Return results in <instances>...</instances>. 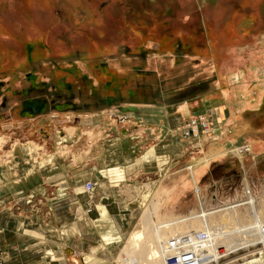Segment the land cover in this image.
Here are the masks:
<instances>
[{
	"label": "rangeland",
	"instance_id": "1",
	"mask_svg": "<svg viewBox=\"0 0 264 264\" xmlns=\"http://www.w3.org/2000/svg\"><path fill=\"white\" fill-rule=\"evenodd\" d=\"M3 1L0 0V12L5 11ZM81 24L83 27L76 31L73 27L71 41L67 42L71 51L84 53L68 54L64 52L66 48L54 47L60 50H55L51 56L40 52L44 49L31 46V56L37 57V64L29 66L25 62L28 54H22L9 57L21 66L13 64L5 70L0 68V139H4L0 144V244L12 242L23 250L30 238H37L41 243L48 241L53 249L47 258L49 264H124L126 254L139 244L146 243L151 249L160 247L153 244L158 241L144 228V217L151 211L155 218L151 226H161L162 232L169 226L189 223L194 216L199 223L212 229L230 226L239 231V237L240 233L247 236L244 227L251 224L250 220L259 217L264 220V166H256L250 145L254 142L264 144V102L259 115L244 119L251 129L246 135H239L237 142L233 126L226 124L225 118L221 122L224 107L221 104L214 107L220 117L218 122L206 112L172 121L163 116L161 109L169 110L175 104H185L190 98L205 97L213 92L216 97L217 93L221 96L226 90L243 91V87L235 85L232 88V84L221 87L216 79L213 86V69L208 71L209 58L205 60L207 63L201 64L195 61L201 59L198 57L174 60L156 53L114 55L107 48L111 44L109 35L94 37L89 31L93 22ZM261 33L264 34V30ZM237 41L234 57L225 59L224 63L218 60L219 68H238L242 65L238 56L246 57L243 63L250 64L251 57L260 55L263 57L261 68L255 73L259 83L250 88V94L251 91L262 94L264 38ZM203 42V38H198L199 51H205ZM255 52L259 55H253ZM90 56H93L90 61L86 60ZM256 61L260 63L258 58ZM110 68L118 69L131 87L139 89L134 97H148L149 102L142 100L144 103L130 104L125 101L113 106L104 100L101 102L99 97H132L125 89L115 91L111 78L101 83L95 80L94 75ZM213 77H216L215 72ZM8 97L48 99L49 112L38 119H25L13 113V101L4 102ZM245 98L248 99L240 104L257 101V97ZM59 102L66 106L60 109L61 104L57 109ZM169 137L181 149V156L175 163L168 158L166 140ZM133 140L137 141L134 156L141 157L149 150L148 155L153 154L154 149L157 154L145 163L137 160L133 165L129 164L131 171L128 173L126 161L133 156L125 147L112 149L115 145L111 143L120 141L131 146L135 144ZM226 141L234 144L226 164L213 165L207 172L200 171L205 166L200 161L209 147ZM150 163L152 168L149 170ZM142 169L150 174H142ZM133 171L134 175H131ZM174 172L181 184L176 210L173 204L178 198L171 194L173 190L169 186L172 183L168 182ZM162 178L165 183L157 184L156 181ZM134 181L140 186L149 183V197L143 214L129 215L125 225L127 221L121 220V214L124 215L121 204L114 202L107 211L102 209L98 192L113 189L116 195L118 189L131 188ZM88 183L94 185L92 192L85 188ZM129 222L131 225L127 227ZM3 227L8 228L6 234L1 232ZM143 231L144 237L135 242L133 236ZM261 232L264 235V228ZM200 235L201 239L206 236ZM261 237L244 246L239 241L235 251L202 264H264V236ZM77 247L81 250L79 253ZM0 251L6 260L2 247ZM129 257H135V254ZM184 260L187 264H197L188 256ZM25 264H29L28 259Z\"/></svg>",
	"mask_w": 264,
	"mask_h": 264
},
{
	"label": "crops",
	"instance_id": "2",
	"mask_svg": "<svg viewBox=\"0 0 264 264\" xmlns=\"http://www.w3.org/2000/svg\"><path fill=\"white\" fill-rule=\"evenodd\" d=\"M3 4L5 11L0 12V68L3 70L13 64L15 67L16 64L21 66L19 62L10 61L9 57L16 58L17 55L22 54H28L25 62L29 66L37 64V57L31 56V46H34V49H44L39 51L51 56L56 53L55 50H64L65 48L67 51L64 52L68 54L84 53L85 51H71V46L67 41H71L70 36L74 32V28L76 31L83 27L81 23L90 20L93 25H90L89 31H92L94 37L102 38L105 37L104 35L111 37V44L107 48L114 55L156 53L167 55L174 60L198 57L201 59L195 61L202 62L201 64L207 63L205 60L209 58L210 68H208V71L213 69L211 73L213 86L216 79L221 87L224 85L230 86V84H232V88L235 85L243 87V91H235L230 88L233 91L226 90L221 96H218L217 93L215 97L213 92L205 94V97L190 98L186 100L185 104H175L169 110L161 109L160 112L164 113L163 116L169 117L172 121L191 117L194 113L206 112L210 113V117L218 122L217 119L220 117L217 111L214 112V107L221 104V106H224L221 122L225 118V123L233 126L232 131L238 136L235 140L237 142L240 139L239 135H246L247 130L251 129L244 119L251 115H259L263 106L264 90L259 95H256L255 91H251L250 94V88L259 83L255 73L256 70L260 71L263 57L258 52L253 54L259 56L251 57L253 62L249 61L250 64L243 63L246 57L243 60L238 56L239 64H242L238 68L236 66L219 68L218 62L224 63L225 59L234 57L237 52L234 46L238 45V39L264 38V34L261 33L264 30V0H4ZM1 5L2 3L0 7ZM73 8H75V13L72 10ZM66 9L68 10L67 13ZM87 16L88 18H86ZM73 22H75L74 28L72 27ZM198 38L204 39L205 51H199ZM95 42L97 41L95 40ZM54 47L60 49H54ZM58 52L62 53L63 51ZM92 57L90 56L86 60L90 61ZM256 58L260 60V63L256 61ZM116 66L119 68V64ZM33 67H36V65ZM117 70L110 68L100 74L95 73L97 74L94 75L95 80L101 83L102 80L111 78V86H115V91L120 92L125 89V92L132 97H99L101 102L104 100L109 106L118 105L122 102H129L130 104L149 102L148 97H134L139 89L131 87L124 74ZM214 72L216 77H213ZM239 76L241 80H239ZM260 85L264 89V82ZM243 97H257V101L255 104L246 105L243 103L248 98L243 99ZM47 100L33 97H19V99L8 97L4 102L13 101L14 114L25 119H38L49 112L47 107H50V103ZM240 101L243 103L240 104ZM150 103L154 104V102ZM61 104L63 105V102L57 103V109ZM64 106H66V103L60 106V109H63ZM169 122L171 123L170 120ZM166 141L169 145L168 158L175 163L181 156V149L176 147L174 139L171 140L170 138ZM133 142L135 144L132 143L131 146L120 141L111 143V145H115L112 149L120 150L125 147L128 149L127 152L133 156L130 161H126L128 173L131 171L129 164L133 165L137 160L145 163L144 161L153 160L155 153L157 154L156 149H154L153 154L148 155L149 150L141 157H136L134 151L137 149V141L133 140ZM250 145L253 148L256 166H264V144L254 142ZM233 146L234 144L230 141L211 145L206 156L200 161L206 167H202L200 171L205 170L207 172L213 165L226 164L225 162L231 158L229 153ZM110 160L113 162V158H110ZM151 168L152 164L150 163L149 170ZM134 172H131V175H134ZM141 173L148 175L149 171L142 169ZM178 177L175 172L168 177V182L171 181L172 183L169 186V189L173 190L171 194L174 198H178L174 201V210H176V202L179 203L180 200L181 184ZM176 178L179 179L177 187ZM201 178L202 174L199 175V180ZM164 181L166 180L162 178L156 183L163 185ZM135 182L131 183V188L121 189L120 191L118 189L116 191L117 196L112 192L113 189L110 191L105 190V192L99 190L98 198L101 208L107 211V208L114 202L118 205L121 204L119 206L124 208V215L121 214V220L126 221L129 215L136 216L135 213L142 215L145 201L149 197V192H147L149 183H143L140 186ZM127 223L128 221L125 225ZM130 225L129 222L127 227H130ZM124 229L126 228L124 227ZM7 230V227H3L1 232L6 234ZM18 246L5 241L0 244V247L6 252V264H25L27 259L29 264H49L47 258L49 252H52L53 249L48 241L41 243L37 238H30L28 246L23 250ZM63 246L66 250L69 249L67 245ZM76 251L79 253L81 250L77 247Z\"/></svg>",
	"mask_w": 264,
	"mask_h": 264
},
{
	"label": "bare ground",
	"instance_id": "3",
	"mask_svg": "<svg viewBox=\"0 0 264 264\" xmlns=\"http://www.w3.org/2000/svg\"><path fill=\"white\" fill-rule=\"evenodd\" d=\"M3 140L0 139L1 145ZM152 215L153 213L151 211L148 216L144 217V228L147 234L158 241L157 243L154 241L155 243L153 244H157L160 247L151 249L148 248L146 243L139 245L136 243L137 247L130 250L123 258V261H125L124 264H187L184 262L185 256H188L191 260L193 259L194 263L202 264L214 257L224 255L229 251H235L238 249L239 241H242L241 246H244L248 245L249 242H256V237L258 241L262 238L261 236H264L261 234V230L264 228V220L261 217L250 220L249 222L251 224L244 227L247 236L253 238L251 241V239H246L247 236H243L242 233H240L239 237V231L237 230L236 232L234 227L229 226L222 229H212L199 223V221L194 219V216L189 223L179 226L178 223L177 226H169L166 232H162L160 230L161 226L157 225L155 228L151 226L155 222L154 215ZM144 233L145 231L135 234L133 236L135 242L141 240L144 237ZM200 234H204L207 237L201 239ZM172 238L175 240H172ZM132 254H135V257H129Z\"/></svg>",
	"mask_w": 264,
	"mask_h": 264
},
{
	"label": "built area",
	"instance_id": "4",
	"mask_svg": "<svg viewBox=\"0 0 264 264\" xmlns=\"http://www.w3.org/2000/svg\"><path fill=\"white\" fill-rule=\"evenodd\" d=\"M85 188L88 192H92L94 189V185L92 183H88ZM205 238H206V236H205ZM0 264H5V259H4L1 251H0Z\"/></svg>",
	"mask_w": 264,
	"mask_h": 264
}]
</instances>
